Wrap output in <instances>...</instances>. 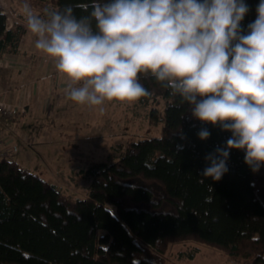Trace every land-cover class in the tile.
<instances>
[{"label":"trees","instance_id":"trees-1","mask_svg":"<svg viewBox=\"0 0 264 264\" xmlns=\"http://www.w3.org/2000/svg\"><path fill=\"white\" fill-rule=\"evenodd\" d=\"M245 2L244 34L260 0ZM53 5L72 6L77 18L91 11L83 7L90 0ZM0 11V54L19 53L26 28H9L1 3ZM140 81L151 93L139 101L152 104V121L161 119L155 103L165 99L162 133L129 137L120 157L90 165L86 197L63 192L9 155L0 158V264H167L170 244L184 240L215 246L240 264H264V166L253 172L245 152L232 149L220 180L203 177L205 155L231 133L204 125L211 136L200 140L189 104L150 76Z\"/></svg>","mask_w":264,"mask_h":264},{"label":"clouds","instance_id":"clouds-1","mask_svg":"<svg viewBox=\"0 0 264 264\" xmlns=\"http://www.w3.org/2000/svg\"><path fill=\"white\" fill-rule=\"evenodd\" d=\"M83 7L91 11L79 18L72 6L21 8L35 48L70 81L68 99L102 115L106 101L150 96L140 81L150 76L190 105L200 140L211 136L204 125L231 133L205 155L203 177L220 180L232 149L245 152L253 172L264 166V0L246 34L245 0H90Z\"/></svg>","mask_w":264,"mask_h":264},{"label":"crops","instance_id":"crops-1","mask_svg":"<svg viewBox=\"0 0 264 264\" xmlns=\"http://www.w3.org/2000/svg\"><path fill=\"white\" fill-rule=\"evenodd\" d=\"M13 1L14 7H11L12 11H10L11 9H8L5 5L8 4V6H11L9 0H0V3L8 14V27L12 28L17 24H22L26 28V21L22 16L21 8L28 0ZM35 11L39 12L37 10ZM27 32L28 30L26 28L24 38L21 42V51L19 53L6 52L0 54V101L16 109L12 118L15 119V122L21 121L22 124L13 127L17 133L22 132L23 139L25 140L28 139L24 137L28 131H25V134L24 129L29 127L30 130L33 131L32 128L37 126L33 125V127H31L30 122L34 120L36 123L37 119L41 120V125H43L42 130L36 132L34 136L32 135L33 141L30 140L32 142L29 144L33 147L29 150L39 153L40 156L47 160L68 161V169L71 171L70 174L72 178L66 181V184L71 185L75 189L77 183H79L81 179H84L83 176H91V174L88 173V168L94 163L95 152L97 150L101 152V150L98 149V144H96L97 141H95L96 138L92 134L95 130L93 125L83 134H77L76 137L67 139L61 144L62 137L59 134L60 128L57 123L63 118L64 113L68 112L67 115H69L72 110L73 117H78V119L76 121H73V118L68 120L65 129L74 133L77 131L79 123L84 122V125L87 123L89 125L90 121L84 119L81 113L83 109L85 110V106L87 109L91 107L88 105H79L67 98V86L70 81L63 74L58 73L52 60L48 64V60L44 56L38 61V67H40V69L44 67L45 74L52 77L50 85H40V80L33 89L26 87L28 82L23 79L28 76V69L35 60V58L30 55L35 49V42L31 34L25 36ZM24 46H27L28 50H23L22 48ZM51 72H53V74H51ZM17 78L19 80H17ZM110 104L111 102H105L103 105L104 111L110 109ZM8 118L9 117L0 113V128L3 122L5 123L6 120H9ZM42 119H44L43 122ZM107 128L108 125L103 124L100 125V129L98 128L97 131L101 136H108V132L104 134ZM50 129L51 132L49 133ZM53 130L55 133L52 134ZM0 134L3 137V142L0 143V158L4 155H17L20 152V146L17 143L16 135L11 131L6 133L2 130H0ZM78 158H86L88 162L76 163L77 165L72 164L71 159ZM90 160L92 161L90 162ZM62 167L63 166L57 167L58 172L64 170Z\"/></svg>","mask_w":264,"mask_h":264},{"label":"rangeland","instance_id":"rangeland-1","mask_svg":"<svg viewBox=\"0 0 264 264\" xmlns=\"http://www.w3.org/2000/svg\"><path fill=\"white\" fill-rule=\"evenodd\" d=\"M16 1V0H15ZM27 3H30L34 10L41 11L43 8H54L55 5H53V0H28ZM9 3L11 6H8V4H5L8 9H11L12 11L13 0H9ZM12 7V8H11ZM11 14V12H10ZM12 18V17H11ZM31 33L28 31L25 36H29ZM32 39L35 42V37L31 34ZM24 38V36H23ZM27 46H24L23 50H28ZM35 58L33 61V64L29 67L28 76L23 79L26 80L28 83L26 87L33 89L37 86V83L40 81V85L47 84L50 85V82L52 80L51 76H47L45 74V68L43 67L40 69L38 67V61L41 57H45L48 60V64L51 61V58L45 56L44 53L37 50L36 48L30 54ZM53 74V72H51ZM17 80H19L17 78ZM107 102V101H106ZM152 104H143L139 100L136 102H118V101H111L110 109L105 110L104 113L101 115L97 108H89L85 106V110L82 111V116L84 119L89 120L88 123L84 125V122H81L78 124V129L76 132L72 133L71 131H68L65 129L67 126L68 120H71L73 118V121H76L78 117H73L72 110L67 115L68 112L64 113L63 118L58 121L57 125L60 128L59 134L62 137L61 144L64 143L67 139H71L73 137H76L77 134H83L89 127L93 125L95 128L94 132L92 133L94 137L96 138L95 141L98 147V149L95 152V160L94 162L99 161H113L120 157L122 153L125 150L127 139L129 137H146V136H160L162 133V124L164 119V109H165V99L160 98L155 105L159 108V116L161 119H159L158 122L155 120L152 121L150 117V108ZM77 114V112H76ZM8 117V116H7ZM13 117V116H12ZM8 118L9 120H6V122L1 124L0 130L8 133L12 132L16 135L17 143L20 146V152L17 155L11 154L9 156L13 158H17L19 162L22 164L28 166L33 171L38 173L40 176L44 177L45 179L49 180L50 182H53L59 186V188L67 193L71 194L75 197H86L89 193L90 189V183H91V176H83L84 179H81L79 183H77V187L75 189L69 185L66 184V181L71 180V174L69 168V162L66 160H59V161H51L43 158L40 156L39 153L34 152L32 150H29L33 146L29 143L33 141V137L36 132H40L42 130L41 120L37 119L36 123L30 122V126L33 127V125H36L37 127L32 128H25L24 132L28 131L27 134L25 132L27 140L23 139V134L17 133L15 131V128L13 126L15 125H21L22 122L18 121L15 122V119ZM75 118V119H74ZM39 120V121H38ZM44 119H42L43 122ZM83 121V120H82ZM108 125L107 130H105L104 134H107L108 136H101V134L97 131V129H100V125ZM56 125V127H57ZM88 126V127H86ZM23 130V129H22ZM51 132V129L49 130V133ZM55 133L53 130L52 134ZM53 137V136H52ZM101 138V139H98ZM32 140V141H30ZM38 147V145L36 144ZM99 151V152H98ZM101 153V154H100ZM88 159L86 158H78V159H71L72 164H79V163H86ZM92 160H90L91 162ZM76 164V165H77ZM63 166L62 169L58 172L57 167ZM73 166V165H72ZM62 172V173H60ZM111 208L114 209L113 204H109ZM198 248V253L194 258H190L188 256L183 257L180 254V250L186 251L190 250L192 248ZM167 258L168 262L167 264H240L235 261H232L229 259L226 252L223 250L206 244L204 242L196 241V240H184L179 242H174L170 244L169 250L167 252Z\"/></svg>","mask_w":264,"mask_h":264},{"label":"built area","instance_id":"built-area-1","mask_svg":"<svg viewBox=\"0 0 264 264\" xmlns=\"http://www.w3.org/2000/svg\"><path fill=\"white\" fill-rule=\"evenodd\" d=\"M16 109L10 105L5 104L4 102L0 101V113L8 116V117H12L15 114ZM3 142V137L0 134V143Z\"/></svg>","mask_w":264,"mask_h":264}]
</instances>
